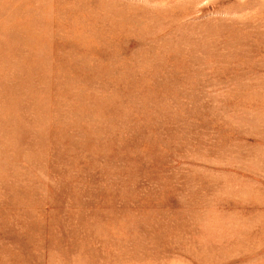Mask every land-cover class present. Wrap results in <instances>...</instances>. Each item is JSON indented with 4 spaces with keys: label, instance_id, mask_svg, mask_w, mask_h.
<instances>
[{
    "label": "rangeland",
    "instance_id": "374dc122",
    "mask_svg": "<svg viewBox=\"0 0 264 264\" xmlns=\"http://www.w3.org/2000/svg\"><path fill=\"white\" fill-rule=\"evenodd\" d=\"M0 264H264V0H0Z\"/></svg>",
    "mask_w": 264,
    "mask_h": 264
}]
</instances>
